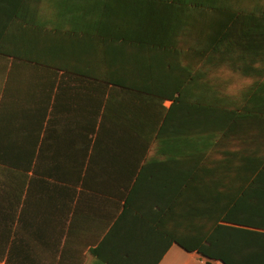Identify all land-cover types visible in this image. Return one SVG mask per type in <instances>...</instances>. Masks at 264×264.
<instances>
[{"label": "crops", "instance_id": "0c3cea01", "mask_svg": "<svg viewBox=\"0 0 264 264\" xmlns=\"http://www.w3.org/2000/svg\"><path fill=\"white\" fill-rule=\"evenodd\" d=\"M0 50L7 100L35 101L39 80L55 102L50 143L58 131L78 141L95 102L131 116L136 95L163 101L142 107L163 119L135 177L118 172L133 162L125 142L108 174L61 184L57 203L11 209L0 193V264H221L169 243L159 219L184 187L207 198L205 211L231 212L248 192L237 216L257 214L249 172L264 162V0H0ZM38 56L54 74L37 77Z\"/></svg>", "mask_w": 264, "mask_h": 264}, {"label": "trees", "instance_id": "16d2710c", "mask_svg": "<svg viewBox=\"0 0 264 264\" xmlns=\"http://www.w3.org/2000/svg\"><path fill=\"white\" fill-rule=\"evenodd\" d=\"M7 53L0 50V60L7 57ZM35 63L38 78L55 73L45 68L48 61L43 58L38 56ZM5 79L6 70L0 68V193L3 194V205L13 209L21 204H48L49 200L57 203L61 184H81L84 188L95 184L93 174H108L115 167L110 166L109 159L118 156L115 147L118 150L125 142L132 143L133 162L129 166H118V172L127 171L132 177L138 174L142 142L156 140V124L163 119V115L143 116L142 107L161 108L163 101L155 96L159 93L150 92L156 100L148 102L141 101L136 95L131 116H110L111 102H95L94 110L86 111L79 124L78 141L76 136H69L67 140L58 131L53 135L56 141L50 143L46 112L52 106L54 109L56 104L52 105L51 100L45 98L44 83L38 80L41 92L35 101L15 102L7 100ZM123 87L133 89V94L149 93L138 87ZM50 91L49 96L53 94L54 86ZM177 102L182 103L181 100ZM55 121L54 115L49 117L48 126ZM148 122L152 123V130L144 131ZM125 127L131 132H125ZM113 128L120 132L114 133ZM249 174L250 189L255 190L253 203L258 206L257 214L248 212L237 216V206H251L252 195L248 192L238 200L234 199L235 208L231 212H221L220 208L205 211L202 203L207 198L191 196L184 187L159 219L164 221L169 243L175 242L187 252H197L221 264H264V162ZM219 201L211 198L210 203Z\"/></svg>", "mask_w": 264, "mask_h": 264}]
</instances>
